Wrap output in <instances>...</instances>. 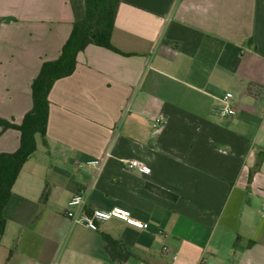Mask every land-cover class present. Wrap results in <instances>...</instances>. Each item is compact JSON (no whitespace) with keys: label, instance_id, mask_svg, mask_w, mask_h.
Here are the masks:
<instances>
[{"label":"crops","instance_id":"obj_1","mask_svg":"<svg viewBox=\"0 0 264 264\" xmlns=\"http://www.w3.org/2000/svg\"><path fill=\"white\" fill-rule=\"evenodd\" d=\"M119 1L118 53L87 46L50 89L46 145L36 135L3 209L0 264H264V0ZM73 20L70 0H0V118L22 122ZM227 92L236 114L222 118ZM19 138L0 128V154ZM78 194L144 228L72 223ZM104 237L131 256L112 260Z\"/></svg>","mask_w":264,"mask_h":264},{"label":"trees","instance_id":"obj_2","mask_svg":"<svg viewBox=\"0 0 264 264\" xmlns=\"http://www.w3.org/2000/svg\"><path fill=\"white\" fill-rule=\"evenodd\" d=\"M73 24L69 38L63 45L57 59L44 62L31 83L32 107L16 125L0 118V128L14 129L20 133L18 149L13 153L0 154V237L4 231L3 209L11 196L12 186L24 163L36 151V135L46 145V127L49 113L48 94L53 84L70 76L76 67V57L87 46L94 45L113 52L118 51L111 44V34L119 0H70ZM254 171L248 176L251 183ZM47 190L42 194V201ZM105 250L118 263L126 261L131 254L116 241L104 237Z\"/></svg>","mask_w":264,"mask_h":264},{"label":"built area","instance_id":"obj_3","mask_svg":"<svg viewBox=\"0 0 264 264\" xmlns=\"http://www.w3.org/2000/svg\"><path fill=\"white\" fill-rule=\"evenodd\" d=\"M238 102V96L235 93L227 92L220 100L218 114L222 118L233 117L236 114L235 104ZM163 116H157L153 119V128L163 123ZM108 156V155H106ZM98 161L92 160L85 164H77L78 168L85 166H97ZM128 169H137L143 173H148L146 165L138 160H131L127 163ZM84 197L80 194L73 196L66 204L64 215L74 224L82 225L92 232H96L99 226L110 220H119L137 229H143L144 224L134 219L129 210L121 207H113L108 210L93 209L85 211L83 208ZM165 239V235H161ZM163 251L168 252L169 248L164 245Z\"/></svg>","mask_w":264,"mask_h":264}]
</instances>
